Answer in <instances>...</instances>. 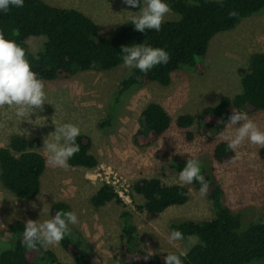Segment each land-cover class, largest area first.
<instances>
[{
	"label": "trees",
	"instance_id": "obj_1",
	"mask_svg": "<svg viewBox=\"0 0 264 264\" xmlns=\"http://www.w3.org/2000/svg\"><path fill=\"white\" fill-rule=\"evenodd\" d=\"M168 3L179 17L166 19L159 32L148 30L141 33L131 24H118L109 33L102 34L97 24L81 10L51 5L45 0H25L22 9H12L8 14L0 15V31L29 53L28 36L47 38L41 41L42 50L37 53L38 59L29 55L32 70L43 80L68 79L77 72L92 68H114L123 63L119 53L122 45L146 42L153 47L165 48L171 56L168 64L158 65L147 74L134 69L129 75L127 71L118 84L115 105L119 102V96L140 87L142 83L169 85L172 72L180 67L202 73L205 69L202 58L210 39L220 31L234 28L243 18L264 11V0H168ZM233 11L236 15H229ZM237 72L240 83L238 93L222 95L216 103L204 106L197 117L190 113L178 115L176 125L187 128L197 121L199 134L206 135L208 129L219 133L227 125L231 107L247 113L264 111V52H252L247 66L238 67ZM170 120L161 104L147 102L138 116L134 142L141 146L152 144L169 128ZM199 120L202 122L199 123ZM110 122L111 113L99 120L97 125L101 127ZM191 136L192 133L187 131L186 137L190 139ZM76 139L80 151L69 164L86 169L96 168L99 162L90 152L91 137L81 132ZM40 145V137L26 138L19 133H12L7 143L0 146V182L17 198L29 200L41 191V176L46 161L39 151ZM257 154L264 161V149H257ZM212 155L218 162L235 159V152L228 149L226 141L221 140L215 144ZM174 166V163L164 164L162 169L164 173L170 174ZM201 171L209 184L207 201L213 202L209 204L212 215L207 219L169 222L170 229L180 230L185 237L198 236L203 242V245L197 244L188 250L185 264H263L264 211L242 225L239 212L233 211L224 201L223 186L207 166H202ZM130 190L143 199L135 204L139 211L162 212L171 205L184 204L190 198L187 187H178L176 183L165 184L155 176L135 179ZM112 200L125 206L113 187L102 182L90 197L95 207ZM51 207L53 214L70 210L68 203L62 200H56ZM119 218L123 238L120 245L121 260L106 262L97 252L89 256L82 252L78 243L83 236L72 227L71 235L62 240L60 245L71 254L73 264H165V252H156L145 260L146 252L134 247L137 228L132 222V213L123 208ZM24 223L21 219H14L0 229V240L4 235L11 238V242L6 243L7 250L0 251V264H67L58 261L50 249L38 247L30 250L23 247L20 241Z\"/></svg>",
	"mask_w": 264,
	"mask_h": 264
},
{
	"label": "rangeland",
	"instance_id": "obj_2",
	"mask_svg": "<svg viewBox=\"0 0 264 264\" xmlns=\"http://www.w3.org/2000/svg\"><path fill=\"white\" fill-rule=\"evenodd\" d=\"M45 1L51 5L81 10L97 24L102 34L109 33L119 24L109 23L128 15L124 10H138L129 9L122 0ZM177 17L179 15L171 10L166 19ZM43 38L28 36L26 40L30 50L33 46L39 49ZM256 51L264 52V11L243 18L232 29L216 33L202 58L205 65L202 73L180 67L172 72L169 85L142 83L140 87L119 96V102L115 105L118 84L128 71L123 63L109 70L92 68L80 71L68 79L44 80L49 103L43 105L42 111L30 114V118L34 120L37 115L43 116L45 123L33 125L22 120L17 125L12 110L0 108V146L7 143L12 133H19L26 138L40 137L39 151L45 157L40 147L43 146V138L55 130L53 122L78 124L81 132L91 137L90 152L99 163L108 166L120 178L122 187L118 188H127L131 197L130 203L124 202L125 206L112 200L95 207L90 197L101 183L96 168L71 166L68 170H62L53 169L46 163L41 176V191L47 193L40 194L50 204L53 200L67 202L70 211L77 213L79 223L72 227L83 236L78 243L80 250L88 256L97 252L106 262L121 260L120 245L123 238L119 213L123 208L132 213L131 219L137 228L135 248L145 252L150 249L153 254L182 250L187 247V238L195 235L186 236L185 241H178L176 248H171L166 242L169 222L207 219L212 215L207 198L199 196V186H185L190 191L188 201L171 205L157 213L135 208V204L143 199L130 190L131 183L137 178L152 176L160 178L165 184L175 183L176 174L183 169L186 159L195 155L223 186L224 201L233 211L239 212L242 225L264 211V161L258 157L256 146L245 142L235 152L233 161L218 162L212 152L220 141L218 134L226 127L219 133L208 129L206 135H201L197 132V121L187 128H180L175 123L176 117L182 113L197 117L204 106L216 103L222 95L238 93L240 83L237 69L247 66L249 55ZM149 101H156L164 107L171 119L170 126L155 142L141 146L134 142L133 134L138 128L139 113ZM233 110V107L229 109L230 114ZM110 113V124L98 127L97 122ZM247 114L264 130V111ZM187 131L192 133L190 139L186 137ZM171 163L175 164L171 173H164L162 166ZM5 194L9 199L0 200V229L14 219L27 222L28 219L39 218L42 204L37 196L29 200L17 198L0 182V198ZM33 203L36 204L35 208L32 207ZM7 242H11L10 236H2L0 245L5 247ZM117 244L119 247L114 246ZM48 249L54 252L58 261L73 264L71 254L60 244Z\"/></svg>",
	"mask_w": 264,
	"mask_h": 264
},
{
	"label": "clouds",
	"instance_id": "obj_3",
	"mask_svg": "<svg viewBox=\"0 0 264 264\" xmlns=\"http://www.w3.org/2000/svg\"><path fill=\"white\" fill-rule=\"evenodd\" d=\"M122 2L129 9L138 10H124L128 15L121 16L117 22L109 24H131L141 33L148 30L159 32L171 12L168 0H122ZM24 5L25 0H0V15L8 14L12 9H22ZM229 15L235 16L236 13L233 11ZM46 39L45 37L44 40ZM40 50L42 48L33 46L29 53L27 49L16 41L6 38L3 31H0V108H10L17 118V125L22 120L29 121L33 125L45 123L43 116L37 115L34 120L30 118V114L36 113L37 110L42 111L43 105L49 103L46 84L32 70L29 60V55L38 59L37 53ZM119 53L123 67L129 70V75L134 69L147 74L158 65L168 64L171 59L170 53L165 48L153 47L146 42L122 45ZM53 123L55 130L43 138V146L40 148L45 154L49 167L68 170L71 167L69 161L80 151L76 138L81 134L82 129L78 124L71 122ZM218 135L221 141L227 142L228 149L233 152H237L245 142L258 149H264V130L245 111L234 108L228 117L226 129ZM201 168V161L197 156L188 157L183 169L176 174V186L184 187L196 183L199 185V196L207 198L209 184ZM40 193L47 191H39L37 195V199L42 204L39 218L28 219L24 223L23 237L20 241L23 247L30 250L38 247L47 250L50 246H58L62 240L71 235L72 226L79 223L78 215L74 211H56L53 214L51 205L55 201L53 200L51 204L46 202ZM4 198H8L7 194L0 200ZM212 203L209 201L210 205ZM32 207L35 208L36 204L33 203ZM185 240V235L178 229H170L166 236V242L171 248H176V242ZM197 244L203 245L198 236L187 238V247L164 254L165 264H185L188 250ZM114 246L119 247L118 244ZM5 250L7 249L0 245V251ZM152 255L153 252L149 249L144 259L147 260Z\"/></svg>",
	"mask_w": 264,
	"mask_h": 264
},
{
	"label": "built area",
	"instance_id": "obj_4",
	"mask_svg": "<svg viewBox=\"0 0 264 264\" xmlns=\"http://www.w3.org/2000/svg\"><path fill=\"white\" fill-rule=\"evenodd\" d=\"M96 175L99 177L102 183H107L113 187V191L117 196L125 203H130V195L127 192V188H118L122 187L120 183V178L117 177L115 173H112V170L102 163H99L96 167Z\"/></svg>",
	"mask_w": 264,
	"mask_h": 264
}]
</instances>
